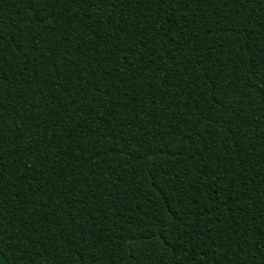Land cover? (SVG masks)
Instances as JSON below:
<instances>
[{"label":"trees","instance_id":"obj_1","mask_svg":"<svg viewBox=\"0 0 264 264\" xmlns=\"http://www.w3.org/2000/svg\"><path fill=\"white\" fill-rule=\"evenodd\" d=\"M0 264H264V0H0Z\"/></svg>","mask_w":264,"mask_h":264}]
</instances>
